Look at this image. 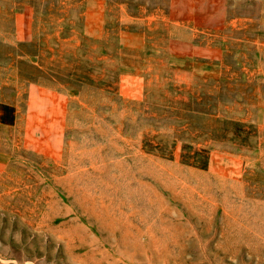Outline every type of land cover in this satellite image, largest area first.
Returning a JSON list of instances; mask_svg holds the SVG:
<instances>
[{
  "label": "rangeland",
  "instance_id": "rangeland-1",
  "mask_svg": "<svg viewBox=\"0 0 264 264\" xmlns=\"http://www.w3.org/2000/svg\"><path fill=\"white\" fill-rule=\"evenodd\" d=\"M223 10L131 80L75 69L112 63L74 0H0V264H264V0ZM63 35L86 38L52 79Z\"/></svg>",
  "mask_w": 264,
  "mask_h": 264
},
{
  "label": "crops",
  "instance_id": "crops-1",
  "mask_svg": "<svg viewBox=\"0 0 264 264\" xmlns=\"http://www.w3.org/2000/svg\"><path fill=\"white\" fill-rule=\"evenodd\" d=\"M78 8L77 21L89 23L92 19L98 23L93 33H89L94 42L108 41L110 48L100 47L93 50L98 55L103 54L112 64L105 66L100 60L83 61L76 56L75 69L84 68L88 63L90 69H125L126 78L133 80L134 70L150 68L146 63L168 59L182 61V55L189 54L191 48L197 47L199 37L224 27V0H74ZM92 18V19H91ZM110 25L114 32L107 33L105 24ZM64 43L51 54L47 70H51V78L64 76L71 69L67 44L72 41L75 54L80 53V46L85 36L73 38V35L62 36ZM81 39V41H80ZM112 43H111V42ZM124 55V65L119 58ZM147 55L149 57L147 58ZM82 61V62H81ZM99 62L98 65L96 63ZM93 63V64H92ZM42 86V85H41ZM38 86L37 94L45 96L46 111L51 118L55 116V107L65 100L64 83H46L44 88ZM56 103V106H55Z\"/></svg>",
  "mask_w": 264,
  "mask_h": 264
}]
</instances>
